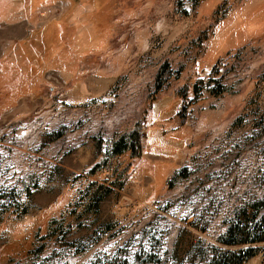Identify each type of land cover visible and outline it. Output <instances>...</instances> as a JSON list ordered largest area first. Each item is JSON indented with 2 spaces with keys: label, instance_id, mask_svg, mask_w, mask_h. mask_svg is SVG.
I'll list each match as a JSON object with an SVG mask.
<instances>
[{
  "label": "rangeland",
  "instance_id": "1",
  "mask_svg": "<svg viewBox=\"0 0 264 264\" xmlns=\"http://www.w3.org/2000/svg\"><path fill=\"white\" fill-rule=\"evenodd\" d=\"M140 120V154L89 173L95 139ZM91 181L111 191L34 264H211L240 247L225 241L264 200V0H0V209L30 188L24 215H0V264H32L33 225ZM256 245L243 264H263Z\"/></svg>",
  "mask_w": 264,
  "mask_h": 264
},
{
  "label": "trees",
  "instance_id": "2",
  "mask_svg": "<svg viewBox=\"0 0 264 264\" xmlns=\"http://www.w3.org/2000/svg\"><path fill=\"white\" fill-rule=\"evenodd\" d=\"M217 69V65L211 66L208 76L206 75L205 77L198 78V82L193 84L190 93L194 94L195 91H201L200 89L204 86L208 87L209 84L215 80V75L213 73H216L218 71ZM172 74L169 64L164 62L157 73V84L161 85L164 81H167ZM142 129L143 121H137L130 131L116 134L111 139L109 148H104L103 140L101 138H96V156L99 157L102 155L104 158L96 162L90 168L89 173H93L99 168H102L105 159L109 155L114 156L129 150L131 156H138L141 152L140 136ZM173 180V177L168 180L167 183L169 186L172 185L174 182ZM94 185H96L94 181L88 183L85 189L86 193L84 192L85 195L81 198L83 201L86 198V201L69 200L62 207L52 211L43 226L40 223V219L33 225L31 231L32 248L29 247L27 256L22 260L23 262L34 264L49 246V243L56 239H61V237H65L67 231L74 223L80 224L79 219L84 213L93 210L97 211L101 200L111 191V188L109 185L96 187H94ZM29 189L30 188L27 186L19 189L15 186L12 187V191L15 190L16 192L14 191L12 196L9 195L6 197L3 207L0 209V215L5 212L15 217L24 215L28 210L27 198L30 195ZM261 203H264V200L261 201L260 199H256L252 202L254 207L252 225L250 224L251 226L247 228V230H240L238 228L235 238L225 241L226 244L240 245V247L236 250H224L221 254L211 259V264H243L259 252L260 247L256 244L264 243V211L259 214ZM81 206L82 208L80 209ZM242 211H245L244 207H242ZM115 225L116 224L110 222L106 223L104 225V232L110 231ZM8 264H16V262L11 261Z\"/></svg>",
  "mask_w": 264,
  "mask_h": 264
}]
</instances>
